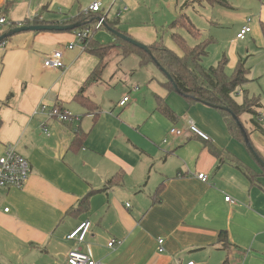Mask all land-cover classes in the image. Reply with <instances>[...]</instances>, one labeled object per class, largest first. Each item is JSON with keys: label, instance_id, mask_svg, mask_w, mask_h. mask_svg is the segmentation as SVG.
I'll return each mask as SVG.
<instances>
[{"label": "crops", "instance_id": "crops-1", "mask_svg": "<svg viewBox=\"0 0 264 264\" xmlns=\"http://www.w3.org/2000/svg\"><path fill=\"white\" fill-rule=\"evenodd\" d=\"M74 1L3 0L0 15L7 26L1 34L33 25L35 17L38 25L62 24L69 15L56 16V7L69 11ZM120 1L117 17L110 22L115 30L146 45L154 43V32L125 22L137 11L138 0ZM258 1L259 14L253 19L257 30L252 26L250 33L256 43L264 42V0ZM192 2L183 0L181 6L187 10ZM91 14L94 21L100 15ZM23 33L7 38L5 49H0V156L7 145L13 146L29 161L31 173L22 189L0 192V264H66L73 248L89 252L101 264H264V176L246 145L229 134L217 109L189 104L167 90L157 66H142L139 56L131 54L126 59L134 58L133 65L150 69L149 74L125 85L119 96L107 97V59L99 80L84 89V97L97 108L92 111L74 96L98 58L84 55L75 32ZM115 38L99 42L93 37L104 45ZM238 41L235 36L230 43ZM72 43L73 49H68ZM56 50H62L65 69L45 68L43 59ZM115 54L109 57L118 59ZM236 60L245 65L241 57ZM124 96L129 101L120 107ZM160 101L174 112L175 120L158 111ZM260 104L259 121L264 125ZM40 105L72 116L60 122L46 112L34 114ZM251 118L243 122L249 130ZM191 122L208 141L189 130ZM173 128L182 134H170ZM77 131L86 135L71 147ZM249 139L264 159V136L252 131ZM211 148L226 162L221 163ZM231 159L256 172L257 184L232 166ZM199 173L207 176L206 183L197 178ZM86 196V207L69 213ZM226 196L235 203H227ZM85 220L91 223L85 241L66 240ZM221 231L228 236L226 247L218 241ZM112 239L118 244L109 248ZM158 239L163 240L161 253Z\"/></svg>", "mask_w": 264, "mask_h": 264}, {"label": "trees", "instance_id": "trees-1", "mask_svg": "<svg viewBox=\"0 0 264 264\" xmlns=\"http://www.w3.org/2000/svg\"><path fill=\"white\" fill-rule=\"evenodd\" d=\"M193 2L198 5L208 4L210 6H214L216 4H220L226 6V2L224 0H193ZM39 23L41 22H39L38 17H35L32 24L38 25ZM73 23H81V26L68 32H76L86 28L91 29L93 32L92 37L87 41H84L83 45L85 47V51L97 57L99 62L97 67L87 78L84 86L74 96V100L80 102L84 106H87L92 111H95L97 108L89 99L84 97V89L90 83L99 80L101 73L106 66L107 59L111 55L112 51L116 52L115 55L120 61L124 60L131 54H136L140 58V65L144 66L149 63H153L161 72L164 70L170 76V80H168L164 75L165 81L162 83V86L167 90L177 92L184 97L189 104L208 103L216 106V109L219 111L226 123L229 134L234 139L241 142L244 146L245 142L236 121L231 117L230 113L221 110L219 107H228L230 109L243 126L248 139L252 131H258L264 136V125L259 121L261 119L258 111L259 108H261L260 99L255 96H245L243 102L239 104L234 98V95L240 90L241 85L246 82L249 69L245 67L242 61H239L232 74L228 75L224 70L226 65L225 58H223L217 66L205 69L201 62L208 54L207 46L209 41L200 42L195 46H189L183 37L174 33L172 34V40L180 50V55L171 49H168L158 41L148 45V48L151 51V55H149L143 50L134 47L119 38H115L114 42L105 45L98 43L93 39L96 31L94 28L96 21L93 20V15L91 13L85 14L84 12H81L74 18H70L62 22V24ZM114 25L115 23H110L107 19H105L101 28L112 27L115 29ZM171 28H182L194 37L201 36V32L194 27L189 18L184 14L178 15V17L171 23ZM261 30L264 35V23H261ZM174 86H176L177 91L174 89ZM157 109L166 118L175 120L174 112L163 104L162 101L158 103ZM243 115H249L252 117L251 130H249L242 122L241 117ZM85 135L86 134L83 132L77 131L71 147L78 146ZM249 142L253 147L250 139ZM253 149L264 161L254 147ZM211 151L221 163L226 162V159L222 158L221 153L217 150L211 148ZM228 162L238 169L251 184H257L256 178L259 175L256 172L242 164L237 159H231L228 160ZM261 171L260 175L264 176V171L262 169ZM87 200L88 196L84 197L78 204V207L72 209L69 213L77 212L80 209L85 208ZM227 239L228 236L226 231H221L218 236L219 243H222L224 247H226L228 245Z\"/></svg>", "mask_w": 264, "mask_h": 264}, {"label": "rangeland", "instance_id": "rangeland-1", "mask_svg": "<svg viewBox=\"0 0 264 264\" xmlns=\"http://www.w3.org/2000/svg\"><path fill=\"white\" fill-rule=\"evenodd\" d=\"M93 1L99 0H75L74 7L69 11L68 7H56L55 10L58 14L56 16L63 18L69 15L67 18L64 17L63 20L74 18L81 11V8L91 4ZM100 1L106 19L108 22H113L122 4L121 1L116 0L113 4L112 0ZM182 1L183 0H138L137 11L130 14L131 16L126 18L125 22L128 25L141 26L148 31L154 32L157 36L155 41H158L165 47L171 48L176 52H180V50L172 40V34L174 33L183 37L189 46H195L200 42L209 41L207 46L208 54L201 62L205 69L217 66V64L225 58L226 65L224 70L226 74L230 75L234 71L237 62H239V60H236V63H234V58L241 57L246 61L245 67L249 69V73L246 82L240 87L241 92H237V94L234 95L235 101L241 104L245 96L258 97L263 106L264 117V42L259 41L260 43H256L250 37L252 26L253 30H257L258 24L254 22L255 20L253 19L257 18L259 14L260 2L258 0H224L226 6L220 4L214 6L208 4L198 6L195 2H192L190 8L185 10L182 7L183 5L181 6ZM192 6L194 9L191 8ZM86 10L87 9L83 12ZM122 13L119 14V16L121 15L120 18H122ZM180 13L189 18L194 27L201 32V36L194 37L182 28H171V23ZM247 19L253 21L251 24V32L246 35L245 39L239 40L235 45H232L230 41L235 39L236 33L239 32L241 26L244 25ZM1 32L2 30L0 31V35ZM21 34L24 33L15 34L9 39ZM112 36L113 35L107 31L105 27L95 31V37H97L99 42H107ZM78 48L81 51L80 47ZM0 49H5V41L0 44ZM79 50H76L77 53ZM58 51L62 52V50ZM84 55L90 57L89 59L96 60L95 56L88 52ZM133 59L134 58H130L129 60L125 58L122 60L123 63L119 59L113 58V56L108 58V64L103 75L106 83H109L106 90L107 97L108 95H110V97L119 96L125 85L129 83L132 84L133 82L137 83V81L140 80L139 76L144 74L147 76L149 74L150 69L146 67H141L140 69L135 67L132 62ZM149 64L154 65L153 63ZM132 69L137 70L131 73L130 70ZM113 91L115 92L113 93ZM260 109L261 108H259V110ZM249 119V115H243L241 117L242 122H247Z\"/></svg>", "mask_w": 264, "mask_h": 264}, {"label": "built area", "instance_id": "built-area-1", "mask_svg": "<svg viewBox=\"0 0 264 264\" xmlns=\"http://www.w3.org/2000/svg\"><path fill=\"white\" fill-rule=\"evenodd\" d=\"M3 0H0V3ZM116 0H112V4ZM101 1L93 2L88 9L84 12L87 13H100L98 19L95 23V30H98L104 24V20L106 19V15L103 13V8L101 7ZM251 20L247 19V24L244 25L236 35L238 40L245 39L246 35L251 32ZM7 26V20L4 16L0 15V31ZM92 30L89 28L78 30L75 32V39L78 43L82 44L83 49H85L83 43L92 37ZM74 44H70L68 49H73ZM63 53L61 51H54L51 55L46 56L43 59V66L48 69H64L65 65L62 61ZM129 101L128 96H124L119 101V106L123 107ZM38 112H46L47 116L50 119H55L60 122H65L71 118V113L68 111L60 110L57 107H53L47 109L44 105H40L38 109L34 111V114ZM189 130L194 133L196 136L202 138L205 141L209 140V137L202 132L199 128H197L192 122L189 125ZM44 131H46L44 129ZM170 134L180 136L182 134L181 130L171 129ZM31 173V166L29 161L18 154L13 146L7 145L4 153L0 156V192L4 189H22L27 183ZM197 178L206 183L207 176L203 173H199ZM224 200L227 203L234 204L235 201L231 199V197L226 196ZM129 206V205H127ZM5 212H8L9 209H4ZM91 229V223L88 220L81 222L75 229H73L68 235H66V240L74 241L77 244H81L85 241L87 235L89 234ZM162 239H158V252H162ZM118 242L114 239L108 242L109 248H114ZM66 264H101L100 261L94 259L89 252H83L79 248L70 249L66 256ZM188 264H193L192 262Z\"/></svg>", "mask_w": 264, "mask_h": 264}, {"label": "water", "instance_id": "water-1", "mask_svg": "<svg viewBox=\"0 0 264 264\" xmlns=\"http://www.w3.org/2000/svg\"><path fill=\"white\" fill-rule=\"evenodd\" d=\"M80 26H81V23H73V24H59L58 23V24H51V25H20V26H17L15 28L9 29L7 32L0 35V44L4 40H6L7 38H9L15 34L22 33V32H44V31L63 32V31H72L74 29L79 28ZM107 30L110 31L111 34L114 35L116 38H119V39L129 43L130 45L137 47V48L143 50L144 52H146L147 54L151 55V51L148 48V46L142 44L141 42H139L135 39H132L131 37L127 36L126 34H124L122 32H119V31L113 29L112 27H107ZM162 72L166 76V78L168 80H170V76L164 70H162ZM174 89L177 91L176 86H174ZM204 104L216 109V106H213V105L208 104V103H204ZM219 108L223 111L230 113L231 117L236 121V123L240 129V132L243 136V139H244V142H245L247 149L249 150L252 157L254 158L256 163L259 165V167L264 171V161L258 156V154L252 148V146L249 142L248 136H247L243 126L240 124V122L236 118V116L230 111V109L228 107H219Z\"/></svg>", "mask_w": 264, "mask_h": 264}]
</instances>
